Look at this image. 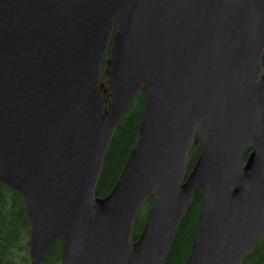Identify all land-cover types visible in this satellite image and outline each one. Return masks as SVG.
I'll use <instances>...</instances> for the list:
<instances>
[{"label": "water", "instance_id": "1", "mask_svg": "<svg viewBox=\"0 0 264 264\" xmlns=\"http://www.w3.org/2000/svg\"><path fill=\"white\" fill-rule=\"evenodd\" d=\"M0 183L24 200L32 264L60 240L62 264H166L197 190L186 264H242L264 236V0H0Z\"/></svg>", "mask_w": 264, "mask_h": 264}, {"label": "trees", "instance_id": "2", "mask_svg": "<svg viewBox=\"0 0 264 264\" xmlns=\"http://www.w3.org/2000/svg\"><path fill=\"white\" fill-rule=\"evenodd\" d=\"M111 45L112 40L110 42ZM102 80L106 83L108 82V78L104 75V66ZM146 97L147 89H144L140 92L117 129L97 186L96 194L99 197H105L111 192L131 150L135 146L137 134L143 120ZM201 149L202 145L196 144L194 146L190 157L189 172L194 167ZM152 201L153 199L150 198L145 204L150 209ZM201 204L202 192L197 190L180 223L166 264H186L195 237ZM138 220L137 218L136 226ZM142 230L143 228L140 231L136 230L135 227L133 233L134 241L138 239ZM30 240L31 223L26 213L23 198L6 185L0 183V264H32ZM62 257V242L60 241L53 247L44 264H62ZM242 264H264V237L254 251L244 259Z\"/></svg>", "mask_w": 264, "mask_h": 264}, {"label": "rangeland", "instance_id": "3", "mask_svg": "<svg viewBox=\"0 0 264 264\" xmlns=\"http://www.w3.org/2000/svg\"><path fill=\"white\" fill-rule=\"evenodd\" d=\"M105 67V62H104V64L102 65V67ZM149 206H144V207H142V209H141V211H140V213H139V217H138V223H137V226H136V230H141L143 227L142 226H144V223L146 222V219H147V216H148V213H149Z\"/></svg>", "mask_w": 264, "mask_h": 264}, {"label": "flooded vegetation", "instance_id": "4", "mask_svg": "<svg viewBox=\"0 0 264 264\" xmlns=\"http://www.w3.org/2000/svg\"><path fill=\"white\" fill-rule=\"evenodd\" d=\"M198 145H202V144H198Z\"/></svg>", "mask_w": 264, "mask_h": 264}]
</instances>
